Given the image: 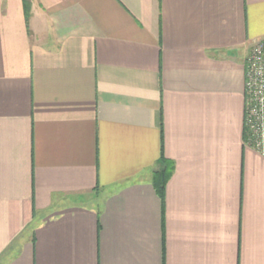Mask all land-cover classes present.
<instances>
[{"label":"crops","instance_id":"obj_1","mask_svg":"<svg viewBox=\"0 0 264 264\" xmlns=\"http://www.w3.org/2000/svg\"><path fill=\"white\" fill-rule=\"evenodd\" d=\"M28 1L0 0V264H264V0Z\"/></svg>","mask_w":264,"mask_h":264},{"label":"built area","instance_id":"obj_2","mask_svg":"<svg viewBox=\"0 0 264 264\" xmlns=\"http://www.w3.org/2000/svg\"><path fill=\"white\" fill-rule=\"evenodd\" d=\"M245 94V144L264 157V38L248 55Z\"/></svg>","mask_w":264,"mask_h":264},{"label":"trees","instance_id":"obj_3","mask_svg":"<svg viewBox=\"0 0 264 264\" xmlns=\"http://www.w3.org/2000/svg\"><path fill=\"white\" fill-rule=\"evenodd\" d=\"M24 7H25V12L27 17L30 15V2L28 0H24ZM162 162H166V160L163 158ZM171 174L170 170L166 169L164 172L161 173V177H162V184L160 187V196L162 198V200H164V194H165V185L167 182V179L169 177V175Z\"/></svg>","mask_w":264,"mask_h":264}]
</instances>
